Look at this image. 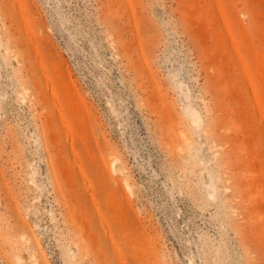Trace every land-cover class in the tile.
Here are the masks:
<instances>
[{"label": "rangeland", "instance_id": "374dc122", "mask_svg": "<svg viewBox=\"0 0 264 264\" xmlns=\"http://www.w3.org/2000/svg\"><path fill=\"white\" fill-rule=\"evenodd\" d=\"M0 264H264V0H0Z\"/></svg>", "mask_w": 264, "mask_h": 264}, {"label": "bare ground", "instance_id": "6f19581e", "mask_svg": "<svg viewBox=\"0 0 264 264\" xmlns=\"http://www.w3.org/2000/svg\"><path fill=\"white\" fill-rule=\"evenodd\" d=\"M115 166H114V168H115V171H117V167H118V165H117V163H116V161H115Z\"/></svg>", "mask_w": 264, "mask_h": 264}]
</instances>
